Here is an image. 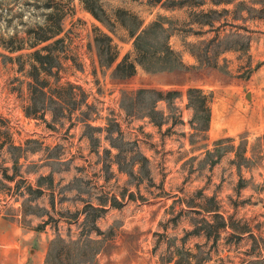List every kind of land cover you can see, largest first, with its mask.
Masks as SVG:
<instances>
[{"label":"rangeland","instance_id":"obj_1","mask_svg":"<svg viewBox=\"0 0 264 264\" xmlns=\"http://www.w3.org/2000/svg\"><path fill=\"white\" fill-rule=\"evenodd\" d=\"M90 2L39 47L58 102L0 20V264H264V0Z\"/></svg>","mask_w":264,"mask_h":264},{"label":"trees","instance_id":"obj_2","mask_svg":"<svg viewBox=\"0 0 264 264\" xmlns=\"http://www.w3.org/2000/svg\"><path fill=\"white\" fill-rule=\"evenodd\" d=\"M85 9L91 13L97 20L101 21L99 15L94 10L90 0H79ZM73 0H14L13 6H0V20H4L7 27H10L15 21L17 24L14 26V32H26V36L19 38L18 35L11 36L9 45L3 46L10 53H18L23 50L30 51L25 55H20L12 60H20L27 58L24 64H19L20 69L24 70L26 65H29L28 76L32 79L30 86V93L32 96L33 104L40 96L49 98L50 100L61 101V93L55 90V93L48 89L49 81L47 78L52 75L51 67L57 57L50 52L51 45H46L39 48L41 45L51 42L53 44L60 43L63 39L58 38L64 31L63 22L70 12ZM35 19L33 21H25V18ZM132 37L135 34H131ZM139 41V37L136 42ZM95 44L98 47V56L101 66L111 67L119 57L118 46L114 44L113 38L110 36L99 33L95 38ZM139 47L136 46V49ZM44 52H49L43 55ZM125 68V77H132L136 74V64L130 61V57L126 56L125 59L117 66L116 74ZM70 88H73L70 86ZM48 89V90H47ZM189 93L202 94L201 90H189ZM206 100V97L203 98ZM209 118V109L206 110ZM30 115V114H28ZM209 119L207 120V122ZM3 145H0V150ZM111 206L120 208L123 206L116 198L111 201ZM105 211V210H104Z\"/></svg>","mask_w":264,"mask_h":264}]
</instances>
